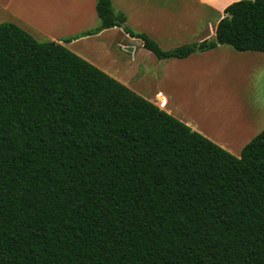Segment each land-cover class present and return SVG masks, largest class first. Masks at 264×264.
I'll list each match as a JSON object with an SVG mask.
<instances>
[{
    "label": "trees",
    "instance_id": "1",
    "mask_svg": "<svg viewBox=\"0 0 264 264\" xmlns=\"http://www.w3.org/2000/svg\"><path fill=\"white\" fill-rule=\"evenodd\" d=\"M264 52V0L228 4L214 35ZM228 15H231L228 17ZM69 41V38H64ZM0 264H264V128L235 156L66 46L0 22Z\"/></svg>",
    "mask_w": 264,
    "mask_h": 264
},
{
    "label": "crops",
    "instance_id": "2",
    "mask_svg": "<svg viewBox=\"0 0 264 264\" xmlns=\"http://www.w3.org/2000/svg\"><path fill=\"white\" fill-rule=\"evenodd\" d=\"M110 1L133 31L147 34L162 49H171L212 37L223 9L237 0ZM0 22L15 23L38 41L63 44L235 156L264 128V52L218 44L184 58L157 59L140 39L129 37L120 27L82 35L99 25L95 0H0ZM222 63H231L236 88L247 90L252 83V93L243 95L247 110L199 107L204 77L200 72L212 66L221 75Z\"/></svg>",
    "mask_w": 264,
    "mask_h": 264
},
{
    "label": "rangeland",
    "instance_id": "3",
    "mask_svg": "<svg viewBox=\"0 0 264 264\" xmlns=\"http://www.w3.org/2000/svg\"><path fill=\"white\" fill-rule=\"evenodd\" d=\"M63 18L64 16L62 14H59L58 20H62ZM114 39L119 40L120 36L115 35ZM130 47H132L135 50L134 45H130ZM96 53L98 54L97 55L98 58H101V53H99V51H97ZM138 54L139 53L137 51V55ZM142 56L140 53V57ZM148 57L149 56H146V59ZM221 69H222L221 75H218L216 69L213 68L212 66H210L206 71L204 70L203 73L200 72V74H204V77L201 80V82L203 83V91H202L203 95L201 96L202 98L201 97L197 98L200 105L199 107L203 109L209 108L210 110L216 108H220L219 110H221L225 107L230 109V111L231 110L234 111L242 107L244 110H247L248 109L246 103L247 99L243 95H245L247 92L252 93L253 90L252 83L248 84L247 90L245 89L242 90L241 88L238 89L233 84L234 82L233 80L235 79L231 72L232 70L231 63L229 64L222 63L220 70ZM190 100H192V98H190Z\"/></svg>",
    "mask_w": 264,
    "mask_h": 264
},
{
    "label": "water",
    "instance_id": "4",
    "mask_svg": "<svg viewBox=\"0 0 264 264\" xmlns=\"http://www.w3.org/2000/svg\"><path fill=\"white\" fill-rule=\"evenodd\" d=\"M231 15H228V17H230Z\"/></svg>",
    "mask_w": 264,
    "mask_h": 264
}]
</instances>
